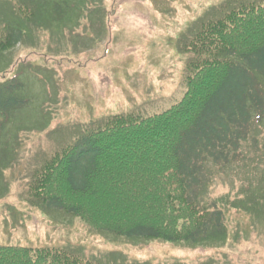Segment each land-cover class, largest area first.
<instances>
[{
    "label": "trees",
    "instance_id": "obj_1",
    "mask_svg": "<svg viewBox=\"0 0 264 264\" xmlns=\"http://www.w3.org/2000/svg\"><path fill=\"white\" fill-rule=\"evenodd\" d=\"M44 2L54 5V19L72 15L67 0ZM227 6L206 13L180 40L179 52L188 56L179 101L149 115H107L84 128L32 172L27 202L134 244L221 247L228 240L225 208L244 211L255 230L264 228V0ZM37 11L18 4L10 20H0V56L36 29ZM23 85L16 78L0 83V140L27 106ZM247 146L254 152V192L211 198L215 173L249 161ZM2 160L0 177L8 163ZM0 264L110 263L71 248L0 244Z\"/></svg>",
    "mask_w": 264,
    "mask_h": 264
},
{
    "label": "rangeland",
    "instance_id": "obj_2",
    "mask_svg": "<svg viewBox=\"0 0 264 264\" xmlns=\"http://www.w3.org/2000/svg\"><path fill=\"white\" fill-rule=\"evenodd\" d=\"M243 1L67 0L72 15L63 22L49 15L54 5L44 0H0V20H10L15 5H38L36 29L29 28L24 41L0 56V83L21 80L28 101L0 140L1 162H8L0 177L5 189L0 195L1 245L71 248L110 264L124 259L264 264V228L255 230L250 217L235 208H225V245L186 248L160 241L134 244L98 234L80 218L43 214L27 202L32 172L84 128L106 115H149L179 101L188 56L179 52L180 40L221 3L236 7ZM245 148L252 158L215 173L211 198L233 200L239 193L254 192V152ZM244 182L247 186L240 189Z\"/></svg>",
    "mask_w": 264,
    "mask_h": 264
}]
</instances>
